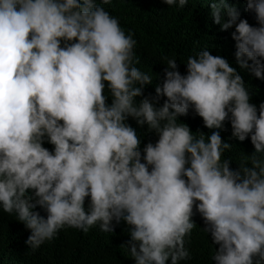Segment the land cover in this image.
<instances>
[{
  "label": "clouds",
  "instance_id": "clouds-1",
  "mask_svg": "<svg viewBox=\"0 0 264 264\" xmlns=\"http://www.w3.org/2000/svg\"><path fill=\"white\" fill-rule=\"evenodd\" d=\"M110 3L0 0V210L32 250L64 228L112 233L123 221L133 264L191 259L198 214L212 264H264V100L250 102L238 71L264 81V0H245L253 24L211 0L212 22L232 29L234 62L202 48L182 74L161 56L154 94ZM189 113L209 131L179 119ZM226 122L252 145L235 161L222 158L234 144L221 137Z\"/></svg>",
  "mask_w": 264,
  "mask_h": 264
},
{
  "label": "trees",
  "instance_id": "trees-1",
  "mask_svg": "<svg viewBox=\"0 0 264 264\" xmlns=\"http://www.w3.org/2000/svg\"><path fill=\"white\" fill-rule=\"evenodd\" d=\"M210 3L211 0H188L183 8H175L163 4L162 0H111L109 5H103L110 15L118 18L125 34L131 32L136 40L135 66L153 78L152 84L145 86V94H154L155 86L162 80L164 65L160 61L161 56L174 57L182 74L185 70L183 62L202 48H207L213 55L225 56L230 63L234 62V41L229 35L232 29L221 31L219 25L212 22ZM228 3L234 4L241 17L250 24L254 23L252 16L244 10L245 0H228ZM238 71L245 87L252 93L250 102L258 105L264 100V81L246 71ZM179 119L193 131L198 128L209 131L203 127L201 118L191 113ZM129 123L135 126L131 119ZM220 134L222 139L234 143L222 158L235 161L242 151H252L248 139L238 142L230 138L227 122ZM155 139V135L149 133L144 136L142 143ZM230 166L236 167V164L233 162ZM192 219L194 227L185 244L191 259L180 264H212L210 256L215 246L208 233L203 231L200 216L196 214ZM28 234V230L14 216L0 210V264H133L126 249L121 246L128 240L127 227L123 221L114 224L112 233L99 231L96 227L90 228L87 233L75 228H64L58 230L52 241L41 244L35 250L24 243Z\"/></svg>",
  "mask_w": 264,
  "mask_h": 264
}]
</instances>
